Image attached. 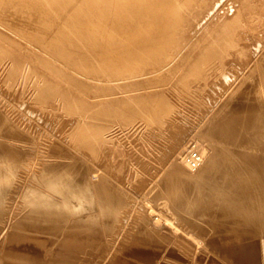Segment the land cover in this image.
I'll use <instances>...</instances> for the list:
<instances>
[{"label": "bare ground", "instance_id": "bare-ground-1", "mask_svg": "<svg viewBox=\"0 0 264 264\" xmlns=\"http://www.w3.org/2000/svg\"><path fill=\"white\" fill-rule=\"evenodd\" d=\"M222 1L0 0V64L8 62L9 92L15 91L12 86L19 76L30 80L36 89L35 101L43 108L48 107L44 104L60 103L74 117L71 132L77 138L76 147L93 154L107 147L109 124L120 121L127 125L136 118L159 124L171 114L170 94L145 85L158 84L167 73L169 80L161 83L169 81L165 84L187 97L208 87L204 102L210 118L205 119L204 132L217 138L215 150L221 147L224 156L214 158L207 146L206 152L199 150L202 155L187 162L184 143H180L184 138L175 150L171 148L174 162L162 186L177 189L173 180H179L182 187L176 195L188 190L193 209L187 211L185 202L180 201L178 224L169 217H162V221L191 234L186 245L200 247L204 243V252L194 255L193 264H264V157L260 152L261 158L247 152L249 147L239 136L245 121L252 119L249 108L242 111L249 104L232 98L223 102L219 94L233 85L238 70L243 69L228 67L226 61L232 54L249 63L258 56L263 77L260 84H264V52L259 55L263 41L254 38L244 44L237 34L243 28L244 13L254 9V1L241 0L239 7L230 0L226 12L231 14L225 19L216 14ZM194 32L200 35L195 38ZM190 38L195 39L193 46V41L188 44ZM22 41L36 51L33 47V54L23 51ZM251 75L255 78L254 69ZM252 81L242 91L255 90L258 81ZM124 88L129 91L116 92ZM129 92L134 95L122 96ZM18 100L20 108L25 105L26 100ZM259 100L254 103L264 101ZM25 112L32 114L27 109ZM254 122L262 125L264 118L257 115ZM108 186L104 187L107 192ZM26 190L31 208L25 216L11 220L12 228L0 236V264H100L97 256L108 257V264L187 263L176 246L166 250L159 236H153L157 221L144 220V213L134 218L140 231L132 233L129 228L114 238L112 204H118L119 198L115 192L102 202L100 213L76 218L66 211L64 203L44 199L31 185ZM6 210L0 201V221L9 215ZM18 210L11 211V218ZM179 238L187 239L181 234Z\"/></svg>", "mask_w": 264, "mask_h": 264}, {"label": "rangeland", "instance_id": "rangeland-1", "mask_svg": "<svg viewBox=\"0 0 264 264\" xmlns=\"http://www.w3.org/2000/svg\"><path fill=\"white\" fill-rule=\"evenodd\" d=\"M229 1L223 0L217 9L216 14L219 15V18L225 19L227 16H230L231 13L227 14L226 12ZM234 1L240 7L241 0ZM250 1H254L253 5L255 6H252L254 9L252 8L253 10L250 13H244L245 16L242 18L244 25L237 34H240V38L244 44H250L254 38L261 39L263 41L261 46L263 51L259 54L261 55L264 52V0ZM218 15L215 18H218ZM198 30H200V27ZM192 35L195 37L197 32H194ZM198 35L200 34L198 33ZM191 38L188 40V44L193 41ZM194 42L195 39L191 43V46H193ZM28 44L22 41L23 51H31L33 45L30 46L29 44L28 47ZM32 51H36V49L33 47ZM259 59L257 56L255 60L249 63V61L239 59L236 54H232L226 61L228 67L232 65V69L240 67H243V69L238 70L233 85L227 89H223L219 94H221L220 99L223 102L232 98L240 101L244 99L243 101H246L245 104H249L247 105L248 107L244 106L245 109L242 111L249 108L250 110L248 109L247 113L251 115L252 119L245 121V126H242L244 130L242 128V131L239 132V136L242 137L239 138L243 140L242 142L247 143L246 146L249 147V149L247 148V152H253L254 156L261 158V156L264 157V123L256 125L254 122L257 115L264 118V101L260 105L254 103L259 99L261 101L264 99V84H260L262 81L260 79H263V77L261 78L262 75L260 76V63L257 62ZM7 68L8 62L0 64V201L4 208L9 211L6 210L9 215H6L0 221V236L6 235L12 228L11 220H18L22 216H25L24 214H28L31 207L27 203L30 202V198L26 194V189L29 185L33 186L44 199L64 203L66 211L69 214H73V217L76 216V218L91 215L92 213H100V208L103 206L102 202L106 198L109 199V195L115 192L119 198L118 204H112V207H115L114 213L116 218V231L114 232L115 234H112L114 238L118 232L119 235L125 234L126 231L122 232V230L129 228L133 230L132 233L140 231L138 219L134 218L144 213V220L147 218V220L149 219L152 222L157 221L158 225L155 227L156 230L153 236H159L157 239L165 244L166 250L172 246H176L178 253L186 258L187 263L193 264L194 255L204 252V243L200 247H198V244L186 245L187 240L191 241L187 238L191 234L186 235L188 234L186 230L178 229L177 226L174 228V226L165 222V219L162 221V217H169L178 224L179 219L176 218L179 208L177 206H179L180 201L185 202L183 206H185L187 211L191 212L193 209L190 206L192 196L188 190H183V192L181 190V194L176 195V190L178 189L179 191L180 187H182L179 184L181 183L179 180H173L177 184V189L166 190L162 184L165 182V178L163 177H166L174 162V152L171 148L175 150L179 141L183 140V138L186 142L183 140L180 143H184V156L187 162L191 160V156L198 155L197 157H199L202 155L199 150L205 149L204 151L206 152L208 147V152L212 151L210 154L214 158L224 156L221 152L222 150H219L221 149L220 146V148H217L219 151L215 150V147L218 146L217 138L213 135L215 138L211 139L213 138L212 134H208L207 136L204 132V128L210 118V110L206 106L207 104H205L207 102H204L209 92L208 87H201L200 90L198 89V92L196 91L197 93L194 91L196 93L193 92L195 100L194 98L192 99V95L187 97L181 91L172 90L171 85L165 84L169 83V81L161 83L169 76L166 73L165 79H162L160 74L158 78L162 80L158 84L150 83L145 85V87L151 86L150 88L152 90L155 89L154 91L158 90L156 88H160L157 92L170 94L169 99L174 107L173 113L170 112L171 114L169 113L170 115L165 117V121L162 120L159 124L157 122H153L154 124L148 123V121L146 122L142 118H136L127 125L120 121L113 122L111 123L112 125L109 124V131L106 133V136L109 138L107 147L103 151H97L99 152L98 154H93L81 147H76L79 146L78 141L71 132L74 117L69 115L61 107L60 103H52V105L44 104V106L48 107L43 108V104L40 103L41 106L35 101L36 89L32 86L30 80L26 81L23 76H19L12 86L15 91L10 90L9 92L10 86L6 82ZM253 69L256 71L255 78L251 75ZM164 73L162 72V75ZM147 77V81L149 82L150 76ZM216 77V74L212 75V79L215 80ZM251 79L258 81L256 89L249 90L247 93L242 91L243 86L245 87L246 84L253 82ZM131 89L130 91H132ZM125 90L129 91V89L124 88L116 90V92L119 93ZM124 94L122 96L134 95L133 92ZM119 97H121V94ZM13 99L14 101L17 100L15 102L18 105L13 102ZM18 99L26 100L25 105L21 107L22 109L20 108ZM10 100L12 101L10 102ZM26 109L32 114H27L25 112ZM253 109L255 113L252 111ZM206 118L207 121L205 120ZM253 123L254 125H252ZM149 124L151 125L149 126ZM251 126L253 127L251 128ZM259 128L262 131L261 133H259ZM183 130L186 135L182 132ZM179 131L180 133H178ZM209 137L210 140H208ZM254 138L258 139L255 140ZM213 140L214 143L212 142ZM202 144L204 148H202ZM212 145H214V148ZM187 153H192L193 155L186 157L188 156ZM205 158L206 155H204V161ZM192 165L195 164L192 163ZM185 166L188 170H191L188 165L185 164ZM49 180H52V182L56 181L57 185L55 184V186ZM105 185H109L110 190L108 192L104 188ZM204 191L203 189L202 192ZM18 208L19 214L11 218V211ZM133 212H138L139 214L134 216L131 214L129 216V213ZM158 217L159 220L157 219ZM123 218L126 219L125 222H121ZM190 228L187 229L190 230ZM192 230L195 231L196 235L199 234L197 230ZM180 234L187 239L182 241L179 238ZM97 258L100 264L109 263L108 257L97 256Z\"/></svg>", "mask_w": 264, "mask_h": 264}, {"label": "built area", "instance_id": "built-area-1", "mask_svg": "<svg viewBox=\"0 0 264 264\" xmlns=\"http://www.w3.org/2000/svg\"><path fill=\"white\" fill-rule=\"evenodd\" d=\"M193 158H198V157L196 155H194V156H192L191 159H193ZM193 163L195 164V161Z\"/></svg>", "mask_w": 264, "mask_h": 264}]
</instances>
